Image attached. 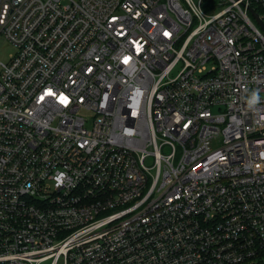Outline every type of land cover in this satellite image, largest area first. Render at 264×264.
<instances>
[{
    "label": "built area",
    "instance_id": "2783aa9c",
    "mask_svg": "<svg viewBox=\"0 0 264 264\" xmlns=\"http://www.w3.org/2000/svg\"><path fill=\"white\" fill-rule=\"evenodd\" d=\"M204 1L0 0V264H264V0Z\"/></svg>",
    "mask_w": 264,
    "mask_h": 264
},
{
    "label": "rangeland",
    "instance_id": "374dc122",
    "mask_svg": "<svg viewBox=\"0 0 264 264\" xmlns=\"http://www.w3.org/2000/svg\"><path fill=\"white\" fill-rule=\"evenodd\" d=\"M216 4V0H205L202 7L205 12L211 14ZM15 52L13 45L3 35H0V62H8Z\"/></svg>",
    "mask_w": 264,
    "mask_h": 264
},
{
    "label": "water",
    "instance_id": "95a60500",
    "mask_svg": "<svg viewBox=\"0 0 264 264\" xmlns=\"http://www.w3.org/2000/svg\"><path fill=\"white\" fill-rule=\"evenodd\" d=\"M253 15L255 16L256 20L259 22V24L261 25V27L264 29V25L263 23L261 22V20L258 18V15L255 13V12H252Z\"/></svg>",
    "mask_w": 264,
    "mask_h": 264
},
{
    "label": "snow or ice",
    "instance_id": "6c2138e0",
    "mask_svg": "<svg viewBox=\"0 0 264 264\" xmlns=\"http://www.w3.org/2000/svg\"><path fill=\"white\" fill-rule=\"evenodd\" d=\"M126 60L128 59L127 57L125 58ZM62 102H67V98L66 97H64V98H62Z\"/></svg>",
    "mask_w": 264,
    "mask_h": 264
}]
</instances>
